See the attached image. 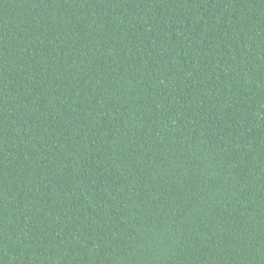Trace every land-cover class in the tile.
<instances>
[{"label":"trees","instance_id":"trees-1","mask_svg":"<svg viewBox=\"0 0 264 264\" xmlns=\"http://www.w3.org/2000/svg\"><path fill=\"white\" fill-rule=\"evenodd\" d=\"M0 264H264V0H0Z\"/></svg>","mask_w":264,"mask_h":264}]
</instances>
